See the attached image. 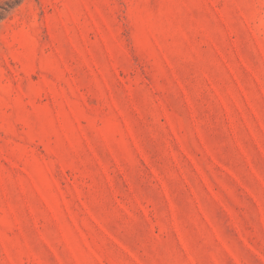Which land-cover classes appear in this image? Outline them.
<instances>
[{"label": "rangeland", "instance_id": "obj_1", "mask_svg": "<svg viewBox=\"0 0 264 264\" xmlns=\"http://www.w3.org/2000/svg\"><path fill=\"white\" fill-rule=\"evenodd\" d=\"M0 264H264V0H0Z\"/></svg>", "mask_w": 264, "mask_h": 264}]
</instances>
